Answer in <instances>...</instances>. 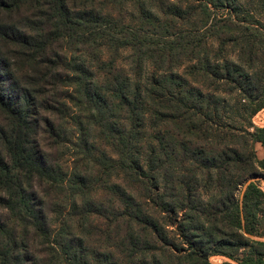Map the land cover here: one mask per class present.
Wrapping results in <instances>:
<instances>
[{"label":"trees","instance_id":"trees-1","mask_svg":"<svg viewBox=\"0 0 264 264\" xmlns=\"http://www.w3.org/2000/svg\"><path fill=\"white\" fill-rule=\"evenodd\" d=\"M262 110L264 23L239 0H0V264H264Z\"/></svg>","mask_w":264,"mask_h":264},{"label":"rangeland","instance_id":"rangeland-1","mask_svg":"<svg viewBox=\"0 0 264 264\" xmlns=\"http://www.w3.org/2000/svg\"><path fill=\"white\" fill-rule=\"evenodd\" d=\"M239 4L243 7V9L252 12V14L254 15V17L259 20L260 22L264 23V14L262 12H260L257 8V4L254 2H251V0H239ZM163 7L164 9L166 8L165 4L162 6H159L156 3H153L150 7H149V14L150 15H154L156 14L158 17L161 16V12H160V8ZM199 13V11L197 12ZM113 16L122 21L124 25L128 26V27H136L138 25V13L136 11L135 5L133 3H127L125 4L122 9L117 10L115 9L112 12ZM197 21V17L196 16H192L188 22V26L187 25H183L182 28L183 29H192L193 27L189 26V23L192 25V23ZM208 49L214 53L218 47V43L214 40H208L207 43ZM131 51L129 50H120L119 52V57L116 61V66L119 68H124L126 70L127 75L129 76V78L133 81V82H137L140 85H143L144 82L148 79V76L153 72V68L151 67V65L148 62H143L141 63L139 69H135L134 68V63L133 61H130L129 57L131 55ZM100 57L103 61H106L108 59V53L106 51V48H102V52L100 54ZM226 59L230 60V61H237L236 59V55L233 54H228L226 55ZM189 66V64L185 63L183 66H181L180 68H177L174 70V72H176L177 74H183L184 70L186 69V67ZM218 96H220L221 98H224L227 100L228 104H230L232 108H235V105L238 102V97L236 96H225L223 94H218ZM232 118L229 120V122L232 123H237L238 119L235 115V109L233 110L232 113ZM253 124L259 128L264 127V110H262L261 112H259L254 118H253ZM257 150V155L259 157V159H261L263 157L262 152H261V148L259 146L256 147ZM63 151L66 153V160L63 164V168L65 170H70V168L72 167V156H71V148L70 147H65L63 148ZM111 182L114 183H123L121 182V178H112ZM250 182L247 181L246 184ZM262 189L264 190L263 185H261ZM158 190H160V188H158ZM102 197V192L98 191L95 194V198L100 199ZM154 209H151V212H153ZM168 235L173 237V232L171 231V229H168ZM212 262V264H224V263H230L228 260H226L225 258H221V257H216V258H211L210 260Z\"/></svg>","mask_w":264,"mask_h":264},{"label":"crops","instance_id":"crops-1","mask_svg":"<svg viewBox=\"0 0 264 264\" xmlns=\"http://www.w3.org/2000/svg\"><path fill=\"white\" fill-rule=\"evenodd\" d=\"M227 260V259H226ZM229 261V260H228ZM230 262V261H229ZM231 263V262H230Z\"/></svg>","mask_w":264,"mask_h":264},{"label":"built area","instance_id":"built-area-1","mask_svg":"<svg viewBox=\"0 0 264 264\" xmlns=\"http://www.w3.org/2000/svg\"><path fill=\"white\" fill-rule=\"evenodd\" d=\"M257 127V126H256Z\"/></svg>","mask_w":264,"mask_h":264}]
</instances>
